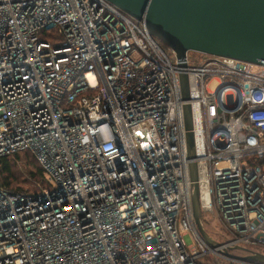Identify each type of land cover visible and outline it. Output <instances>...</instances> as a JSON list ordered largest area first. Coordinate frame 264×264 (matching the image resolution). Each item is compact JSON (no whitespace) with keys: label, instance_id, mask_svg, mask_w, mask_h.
<instances>
[{"label":"built area","instance_id":"obj_1","mask_svg":"<svg viewBox=\"0 0 264 264\" xmlns=\"http://www.w3.org/2000/svg\"><path fill=\"white\" fill-rule=\"evenodd\" d=\"M169 50L107 0H0V160L30 152L44 172L38 193L0 183V264L264 255V64L192 52L180 68ZM186 104L203 218L231 238L216 247L195 225Z\"/></svg>","mask_w":264,"mask_h":264},{"label":"water","instance_id":"obj_2","mask_svg":"<svg viewBox=\"0 0 264 264\" xmlns=\"http://www.w3.org/2000/svg\"><path fill=\"white\" fill-rule=\"evenodd\" d=\"M143 23L162 45L172 50L180 68L195 52L226 57L255 65L264 64V0H107ZM182 98L189 102V77L180 75ZM192 206L196 228L212 247L219 245L205 230L199 171L193 132L192 107L184 106ZM251 256L228 258L264 264V255L240 249Z\"/></svg>","mask_w":264,"mask_h":264},{"label":"trees","instance_id":"obj_3","mask_svg":"<svg viewBox=\"0 0 264 264\" xmlns=\"http://www.w3.org/2000/svg\"><path fill=\"white\" fill-rule=\"evenodd\" d=\"M0 183L11 191L38 193L44 172L30 152L18 153L0 160Z\"/></svg>","mask_w":264,"mask_h":264},{"label":"rangeland","instance_id":"obj_4","mask_svg":"<svg viewBox=\"0 0 264 264\" xmlns=\"http://www.w3.org/2000/svg\"><path fill=\"white\" fill-rule=\"evenodd\" d=\"M47 39L50 41H55V38L52 34H50V36H48ZM169 55L171 56V59L175 61L176 58L170 50H169ZM216 85L217 84L213 85L210 88L213 90L216 88ZM227 102H228V105H234L235 103L234 97L228 96ZM203 220H204V226H205L206 232L209 234V236L214 241H216L217 243H223L226 240H231L229 235L226 233L223 227V224L218 218L216 217L214 218L213 216H205ZM224 236H226V238H224ZM232 255L235 257H241V258L246 257V253L243 251H239V250L232 251Z\"/></svg>","mask_w":264,"mask_h":264},{"label":"bare ground","instance_id":"obj_5","mask_svg":"<svg viewBox=\"0 0 264 264\" xmlns=\"http://www.w3.org/2000/svg\"><path fill=\"white\" fill-rule=\"evenodd\" d=\"M202 195H203V198H204V202H206V200L208 198V195H207V191L205 190V188H203V190H202Z\"/></svg>","mask_w":264,"mask_h":264}]
</instances>
